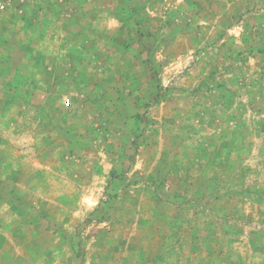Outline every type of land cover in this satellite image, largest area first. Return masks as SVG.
<instances>
[{"label":"rangeland","instance_id":"374dc122","mask_svg":"<svg viewBox=\"0 0 264 264\" xmlns=\"http://www.w3.org/2000/svg\"><path fill=\"white\" fill-rule=\"evenodd\" d=\"M193 2L0 0V264H264V0Z\"/></svg>","mask_w":264,"mask_h":264},{"label":"crops","instance_id":"0c3cea01","mask_svg":"<svg viewBox=\"0 0 264 264\" xmlns=\"http://www.w3.org/2000/svg\"><path fill=\"white\" fill-rule=\"evenodd\" d=\"M194 6V8H193ZM163 12L153 10L150 11L152 13V17H154L155 24L159 22L161 23L168 21L179 22V21H189L192 20L195 14V5L193 0H171L170 7L162 6ZM159 9V8H158ZM151 17V16H148Z\"/></svg>","mask_w":264,"mask_h":264},{"label":"built area","instance_id":"2783aa9c","mask_svg":"<svg viewBox=\"0 0 264 264\" xmlns=\"http://www.w3.org/2000/svg\"><path fill=\"white\" fill-rule=\"evenodd\" d=\"M66 105H67V107H70L71 106V102L70 101H67L66 102Z\"/></svg>","mask_w":264,"mask_h":264}]
</instances>
